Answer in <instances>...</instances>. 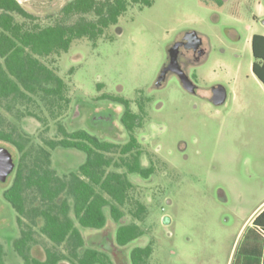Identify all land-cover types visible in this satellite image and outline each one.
Listing matches in <instances>:
<instances>
[{"label":"rangeland","instance_id":"rangeland-1","mask_svg":"<svg viewBox=\"0 0 264 264\" xmlns=\"http://www.w3.org/2000/svg\"><path fill=\"white\" fill-rule=\"evenodd\" d=\"M19 1L32 15L17 14L19 22L46 26L61 20V9L69 0ZM263 20L264 0L132 4L96 43L77 39L67 52L41 57L68 85L65 94L70 103L62 116L53 119L40 95L12 105L11 110L0 104V128L15 125L37 145L60 138L59 124L69 132L84 129L101 139L126 143L128 134L120 123L123 108L102 98L105 93L131 100L133 111L143 115L135 135L143 150L142 164L152 165L154 173L149 178L129 174L135 187L122 222L135 221L145 234L126 246L118 245L119 224L106 208L104 228L79 226L86 247L108 252L116 264H131L132 249L148 244L153 252L147 264H231L243 223L264 200V84L253 73L251 46L253 34L264 35ZM189 31H196L207 49L203 61L189 71L197 94L186 91L175 75L157 88L168 49ZM218 84L227 89L221 105L211 100ZM101 115L115 122L102 120ZM0 146L18 161L13 144L0 140ZM86 158L77 148L52 150L53 167L61 176L76 171ZM14 175L0 181V241L7 264H24L13 244L20 236L17 212L3 196ZM139 203L146 207L141 219L129 211ZM41 222L34 227L31 256L44 260L47 248L66 252L65 245H55L40 232Z\"/></svg>","mask_w":264,"mask_h":264},{"label":"trees","instance_id":"trees-1","mask_svg":"<svg viewBox=\"0 0 264 264\" xmlns=\"http://www.w3.org/2000/svg\"><path fill=\"white\" fill-rule=\"evenodd\" d=\"M152 3L153 0H69L61 9V20L55 24L28 26L16 19L17 14L32 18L19 0H0V104L6 103L11 110L12 105L31 102L40 95L48 102L52 118L58 119L70 103L65 94L68 85L41 57L67 52L77 39L88 38L96 43L130 5ZM88 14L94 17L87 18ZM76 15L78 19L70 22ZM251 46L253 73L264 84V35L253 34ZM102 98L125 105L121 119L129 134L126 143L104 140L85 130L69 132L59 124L60 138L44 139L42 145H37L30 134L15 125L0 128V140L13 144L20 154L13 181L3 196L17 212L20 236L13 244L24 264H59L63 260L71 264H115L108 252L86 247L79 227L104 228L108 220L106 208L119 224L115 235L118 245L126 246L145 234L135 221L122 222L135 187L129 174L149 178L154 173L152 165L142 164L143 150L135 135L142 115L131 110L130 100L125 97L105 93ZM57 147L82 150L87 154L86 161L76 171L61 176L52 162V150ZM129 211L141 219L146 207L139 203L137 209ZM39 221L40 232L55 245H65L66 252L47 248L44 260L31 256L36 242L34 227ZM152 252L151 244L133 248L131 264H147ZM5 256L0 241V264H7ZM231 264H264V209L245 230Z\"/></svg>","mask_w":264,"mask_h":264},{"label":"water","instance_id":"water-1","mask_svg":"<svg viewBox=\"0 0 264 264\" xmlns=\"http://www.w3.org/2000/svg\"><path fill=\"white\" fill-rule=\"evenodd\" d=\"M264 23V20H263ZM185 45L187 48H193L198 50L203 44L202 37L196 31H189L186 33L184 40L174 43L168 49L169 62L165 65L156 81L157 85H161L167 77L169 71L175 73L183 88L190 93L197 92V84L190 78L189 74L182 68L178 56L181 45ZM227 99V89L224 85L218 84L213 87L212 101L216 105L225 103ZM16 167V161L13 154L7 149L0 146V181L7 180L9 175L14 171Z\"/></svg>","mask_w":264,"mask_h":264},{"label":"flooded vegetation","instance_id":"flooded-vegetation-1","mask_svg":"<svg viewBox=\"0 0 264 264\" xmlns=\"http://www.w3.org/2000/svg\"><path fill=\"white\" fill-rule=\"evenodd\" d=\"M184 36V35H183ZM180 37V38H178L175 42H179V41H183L184 40V37ZM174 42V43H175ZM206 54H207V49H206V47H205V45H204V42H203V44L201 45V47L198 49V50H195V49H193V48H187L184 44L183 45H181V47H180V50H179V56H178V60H179V62H180V64H181V66H182V68L187 72V74H189V71H190V69L191 68H193V67H195L197 64H199V63H201L202 61H203V59L205 58V56H206ZM168 62H169V56H167V61H166V63L164 64V66L165 65H167L168 64ZM170 75H175L176 77H178L175 73H173V72H171V71H169L168 72V74H167V77H166V80H167V78L170 76ZM179 79V78H178ZM166 80L161 84V85H157L156 83H155V86L157 87V88H161V87H163L164 86V84L166 83ZM194 81V80H193ZM195 82V81H194ZM216 86V85H215ZM214 87V86H213ZM187 91V90H186ZM189 92V91H188ZM197 92H198V88H197ZM197 92L196 93H194V94H197ZM193 94V93H192ZM212 96H213V90H212V95H211V100H212ZM115 103H117L118 105H120L122 108H123V111H122V115H123V113H124V111H125V109H126V107H125V105L124 104H122V103H118V102H115ZM130 108H131V110L133 111V109H132V101L130 100ZM140 108H141V110L143 111V106L140 104ZM133 112H135V111H133ZM135 113H137V112H135ZM139 114H141V113H139ZM122 115H121V117H120V123H121V125L124 127V129H125V131H126V128H125V126H124V124H123V122H122ZM142 115V114H141ZM101 119L102 120H108L109 122H111V123H114L115 122V120L113 119V118H110V116L109 115H101ZM142 119H143V115H142ZM141 123H142V121H141ZM114 125V124H113ZM141 125V124H140ZM140 127V126H139ZM116 127H115V125H114V129H115ZM79 130H84V129H79ZM86 131V130H85ZM70 132H72V131H70ZM88 132V131H87ZM127 132V131H126ZM90 133V132H89ZM92 134V133H91ZM128 134V133H127ZM93 135H95V134H93ZM97 136V135H96ZM128 138H129V134H128ZM129 140V139H128ZM143 156V155H142ZM144 166H147V165H144ZM79 168V167H78ZM15 170V169H14ZM123 171H124V169H123ZM14 172V171H13ZM12 172V173H13ZM11 173V174H12ZM10 174V175H11ZM69 174V173H68ZM134 174V173H133ZM9 175V176H10ZM139 175V174H138ZM144 178V177H143ZM130 263H131V261H130ZM116 264V263H115Z\"/></svg>","mask_w":264,"mask_h":264},{"label":"crops","instance_id":"crops-1","mask_svg":"<svg viewBox=\"0 0 264 264\" xmlns=\"http://www.w3.org/2000/svg\"><path fill=\"white\" fill-rule=\"evenodd\" d=\"M264 209V200L253 210V212L247 217V220L243 223L237 238H242L245 230L247 229V227H249L252 224L253 219L255 218V216ZM234 257V255H233ZM233 259V258H232Z\"/></svg>","mask_w":264,"mask_h":264}]
</instances>
